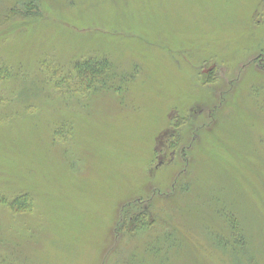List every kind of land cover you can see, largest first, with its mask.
<instances>
[{
  "label": "rangeland",
  "instance_id": "374dc122",
  "mask_svg": "<svg viewBox=\"0 0 264 264\" xmlns=\"http://www.w3.org/2000/svg\"><path fill=\"white\" fill-rule=\"evenodd\" d=\"M0 264H264V0H0Z\"/></svg>",
  "mask_w": 264,
  "mask_h": 264
},
{
  "label": "trees",
  "instance_id": "16d2710c",
  "mask_svg": "<svg viewBox=\"0 0 264 264\" xmlns=\"http://www.w3.org/2000/svg\"><path fill=\"white\" fill-rule=\"evenodd\" d=\"M102 67H104V66H102ZM88 68H89L88 71H90L93 74L94 78H96L95 75H97L101 71V67H98V66L93 67V68L91 66H89ZM91 73H90V77H93V76H91Z\"/></svg>",
  "mask_w": 264,
  "mask_h": 264
},
{
  "label": "flooded vegetation",
  "instance_id": "af4514ba",
  "mask_svg": "<svg viewBox=\"0 0 264 264\" xmlns=\"http://www.w3.org/2000/svg\"><path fill=\"white\" fill-rule=\"evenodd\" d=\"M162 146H163V147H166V145H164V142H163Z\"/></svg>",
  "mask_w": 264,
  "mask_h": 264
}]
</instances>
